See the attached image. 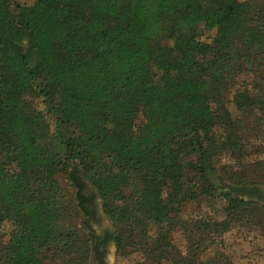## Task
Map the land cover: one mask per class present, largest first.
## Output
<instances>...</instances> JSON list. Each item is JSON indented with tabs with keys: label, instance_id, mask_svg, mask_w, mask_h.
Segmentation results:
<instances>
[{
	"label": "trees",
	"instance_id": "trees-1",
	"mask_svg": "<svg viewBox=\"0 0 264 264\" xmlns=\"http://www.w3.org/2000/svg\"><path fill=\"white\" fill-rule=\"evenodd\" d=\"M263 130L264 6L34 0L13 10L0 0V224L13 222L0 264H88L103 241L91 234L86 180L126 225L109 234L119 251L138 244L146 264H200L194 246L180 257L170 241L182 206L198 193L222 196L231 214L264 202L260 187L229 184L217 164L246 161L252 131ZM187 226V240L205 233L211 243L225 227L208 214ZM219 255L208 264H231Z\"/></svg>",
	"mask_w": 264,
	"mask_h": 264
},
{
	"label": "rangeland",
	"instance_id": "rangeland-1",
	"mask_svg": "<svg viewBox=\"0 0 264 264\" xmlns=\"http://www.w3.org/2000/svg\"><path fill=\"white\" fill-rule=\"evenodd\" d=\"M33 1L12 0V9L16 10L18 5H30ZM248 2H250L251 6H264V0H248ZM199 31L202 40H212L214 32H208L202 27H200ZM229 96L231 97V94ZM35 103L40 110L45 111L44 104L40 98L35 99ZM229 106L234 112V104L230 103ZM253 117L254 115L252 114L249 120L245 121L248 129L252 128L254 126L252 122L257 120L256 115L252 120ZM48 120L52 125V132H54V124L49 118ZM252 132L254 135L249 141L252 153L246 161H241L234 155L228 154L220 156L217 159V164L229 184H235L234 182L242 180L253 182L256 186L264 189V130L259 132V134ZM59 145L56 137L52 135L49 139L51 151L57 152ZM60 182L68 188L69 193H73L76 190V188L70 186L64 176H61ZM83 191L88 197L87 204L94 209V214L90 218L91 234L102 237L103 242L101 245L104 247L103 251L107 264H110L109 260L111 264L150 263V256L142 251L137 246L138 244H132L134 246L122 251L118 250L115 238L109 236V234H117L126 225L113 221L105 212L102 198L90 181H85ZM226 206L227 202L222 196H217L210 201L200 193L184 203L179 213V220H182L183 223L177 225L170 235V241L178 251V255L184 257L191 254V251L193 252L194 250L197 261L200 264H208L213 260L214 256L223 252V255L230 258L231 264H264V202L258 200L252 204L244 203L232 214ZM206 214H208L209 218L224 222L225 227L222 229L221 235H216L214 243L210 242V237L208 234L205 235V233H201L200 238L193 236L195 238L192 237L191 240H187V236L183 234L181 228L187 229V224L194 216L198 217ZM72 215L75 227L82 229V216L76 212ZM12 227L13 222L9 219H5L0 224V246L7 243ZM155 234V231H153L152 235ZM194 239L198 240L196 245H194ZM133 240H138V238L135 237ZM193 246L194 249L190 250ZM51 264H60V260L57 259L55 263ZM88 264H93L92 256H89Z\"/></svg>",
	"mask_w": 264,
	"mask_h": 264
},
{
	"label": "flooded vegetation",
	"instance_id": "flooded-vegetation-1",
	"mask_svg": "<svg viewBox=\"0 0 264 264\" xmlns=\"http://www.w3.org/2000/svg\"><path fill=\"white\" fill-rule=\"evenodd\" d=\"M257 194H260L262 198L264 199V189L260 188L259 191H257ZM98 240H95V243L99 240L102 241V237L95 236ZM102 244V243H101ZM98 245L97 250L93 251V264H107V260L104 255V247L102 245Z\"/></svg>",
	"mask_w": 264,
	"mask_h": 264
},
{
	"label": "water",
	"instance_id": "water-1",
	"mask_svg": "<svg viewBox=\"0 0 264 264\" xmlns=\"http://www.w3.org/2000/svg\"><path fill=\"white\" fill-rule=\"evenodd\" d=\"M109 263L111 264V261L109 260Z\"/></svg>",
	"mask_w": 264,
	"mask_h": 264
}]
</instances>
